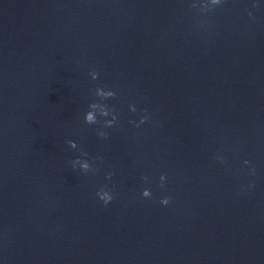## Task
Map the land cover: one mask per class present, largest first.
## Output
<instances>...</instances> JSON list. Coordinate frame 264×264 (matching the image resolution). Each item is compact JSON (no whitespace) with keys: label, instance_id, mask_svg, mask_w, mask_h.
<instances>
[{"label":"water","instance_id":"water-1","mask_svg":"<svg viewBox=\"0 0 264 264\" xmlns=\"http://www.w3.org/2000/svg\"><path fill=\"white\" fill-rule=\"evenodd\" d=\"M193 2L0 0V264H264V0Z\"/></svg>","mask_w":264,"mask_h":264},{"label":"clouds","instance_id":"clouds-1","mask_svg":"<svg viewBox=\"0 0 264 264\" xmlns=\"http://www.w3.org/2000/svg\"><path fill=\"white\" fill-rule=\"evenodd\" d=\"M226 2V0H199V2H193L191 3V8L197 9L200 13L203 14H208L210 12H214L217 7H222L223 4ZM254 8L257 7L255 3L252 5ZM249 16H252V13H248ZM201 26H205V22L201 21ZM90 76L93 80L98 79L99 73L96 71H92L90 73ZM117 95L116 91L111 90V89H105L103 87H97L95 89V96L98 97L99 99L96 101H93L88 104V110L84 113L83 116V121L87 125H96V124H101L103 128H112L117 124L118 121V112L114 107H109L106 103H103V101H106L110 98H115ZM129 110L132 112H136V106L134 104L129 105ZM142 114L140 116V119L138 121H132L130 120L129 123L133 124L135 127H139L141 124H144L150 119V114L147 112V109L141 110ZM111 117L110 119H103L102 121L98 118H107ZM97 135L107 139L108 138V133L101 130L97 129ZM66 143L69 145L70 148L72 149H77V144L73 140H68ZM81 156L82 157H87L88 153L81 151ZM94 159H99L103 160V157H95ZM217 161L219 163H226V159L223 156H217L216 157ZM243 164L245 166L250 167L249 174L250 175H255V166L250 164L249 160H244ZM71 166L73 169L77 168V166L80 168L82 172H95L96 169L92 167V165L88 162L87 159H81L80 157H77L76 159L71 161ZM112 173H107L106 174V179H109L111 177ZM141 180L144 183H150L149 177L147 175H144L141 177ZM159 181H160V187L163 189L164 184L166 181V175L161 174L159 176ZM249 187H254V184L249 185ZM97 198L103 202V205L107 206L114 198L112 191L108 190L107 186H103L100 189L97 190L96 192ZM141 196L143 198H151L152 197V192L149 188H144L141 191ZM171 196H163L160 199V204L162 206H168L169 203L171 202Z\"/></svg>","mask_w":264,"mask_h":264}]
</instances>
